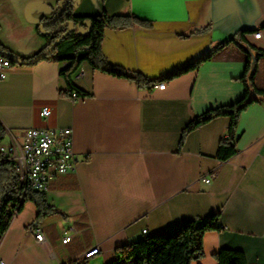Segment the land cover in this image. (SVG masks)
Wrapping results in <instances>:
<instances>
[{
  "label": "crops",
  "instance_id": "0c3cea01",
  "mask_svg": "<svg viewBox=\"0 0 264 264\" xmlns=\"http://www.w3.org/2000/svg\"><path fill=\"white\" fill-rule=\"evenodd\" d=\"M63 1L0 0V49L19 57L39 52L48 39L36 26ZM73 13L147 21L106 28L102 50L110 63L150 80L246 32L198 68L150 87L84 61L72 81L88 96L68 94L62 74L68 60L14 62L0 82V146L22 142L29 127H70L80 161L75 171L37 191L36 200L25 201L0 237V261L107 264L120 246L218 212L222 229L205 232L203 255L191 264H218L214 254L222 248L242 250L249 264H264V95L241 113L234 134L238 152L227 160L217 151L229 117L183 134L196 116L243 96L240 77L248 56L255 84L264 90V0H178L159 11L146 0H74ZM258 29L262 36L254 38ZM43 107L50 109L46 117ZM37 200L53 210L39 216ZM69 226L73 238L64 244ZM38 227L43 241L35 238ZM97 246L99 252L88 256Z\"/></svg>",
  "mask_w": 264,
  "mask_h": 264
},
{
  "label": "trees",
  "instance_id": "16d2710c",
  "mask_svg": "<svg viewBox=\"0 0 264 264\" xmlns=\"http://www.w3.org/2000/svg\"><path fill=\"white\" fill-rule=\"evenodd\" d=\"M74 0L63 1L59 10L51 17H43L38 22L36 29L39 35L48 39L47 44L31 57H19L11 51L0 49V53L9 57L12 64L21 62L33 64L43 59L56 61L68 60L69 66L62 70L66 77L69 90L77 96H88L90 93L80 89L72 81V74L78 70L84 61H88L94 69L107 72L118 77H127L136 80L140 86L154 85L162 80H170L184 72L198 68L203 62L211 60L215 53L231 42L240 43L246 30L218 44L212 50L203 54L191 63L178 68L170 74L150 80L135 71L108 61L102 50L106 28H124L137 22L148 25V22L134 15H97L80 16L73 13ZM60 16L55 19L58 12ZM70 23L73 29L69 30ZM55 45L53 46V44ZM245 51L246 48H242ZM244 83L245 91L241 98L230 104L211 107L202 114L192 119L184 128L183 134L207 123L215 117L227 116L230 123L227 136L218 146L217 157L227 160L238 152L234 138L235 129L241 113L253 102L259 101L257 95H264V90L255 84V68L251 67L248 56L246 69L240 77ZM5 138V129L0 122V144ZM37 191H29L24 196L18 187L13 164L3 157L0 151V237L7 230L13 216L19 212L28 199H35ZM36 200V199H35ZM38 215L46 214L51 207L36 201ZM219 213H213L204 219L187 220L175 227L162 232L146 235L141 239L132 241L116 249V258L107 264H122V261L131 260L133 264H191L194 259L203 255V236L208 230H221ZM218 264H249L245 253L239 249L222 248L215 252Z\"/></svg>",
  "mask_w": 264,
  "mask_h": 264
},
{
  "label": "built area",
  "instance_id": "2783aa9c",
  "mask_svg": "<svg viewBox=\"0 0 264 264\" xmlns=\"http://www.w3.org/2000/svg\"><path fill=\"white\" fill-rule=\"evenodd\" d=\"M262 30L253 33L254 38H261ZM12 67L9 57L0 53V82L7 77L8 70ZM160 88L166 84L160 83ZM77 96L75 92L72 94ZM50 109L43 107L42 116H48ZM4 158L13 164L14 173L18 187L24 196L29 191L44 192L48 189L50 182L59 175L76 170L80 161L74 149L73 129L70 127L49 128L29 127L23 134V141H11L9 144L0 146ZM209 181L208 178H204ZM146 233V230H144ZM74 227L69 226L62 234V243L66 244L73 238ZM38 241L44 240L41 227L34 231ZM99 246L88 251L92 256L99 252ZM0 264H3L0 261Z\"/></svg>",
  "mask_w": 264,
  "mask_h": 264
},
{
  "label": "snow or ice",
  "instance_id": "6c2138e0",
  "mask_svg": "<svg viewBox=\"0 0 264 264\" xmlns=\"http://www.w3.org/2000/svg\"><path fill=\"white\" fill-rule=\"evenodd\" d=\"M178 0H146L147 6L154 10H163L172 7Z\"/></svg>",
  "mask_w": 264,
  "mask_h": 264
},
{
  "label": "water",
  "instance_id": "95a60500",
  "mask_svg": "<svg viewBox=\"0 0 264 264\" xmlns=\"http://www.w3.org/2000/svg\"><path fill=\"white\" fill-rule=\"evenodd\" d=\"M69 0H66V2H68ZM60 13H61V11H59L58 12V14L55 16V19H57L59 16H60ZM71 29H73V24L72 23H70V25H69V30H71ZM55 45V43L53 44V46Z\"/></svg>",
  "mask_w": 264,
  "mask_h": 264
}]
</instances>
